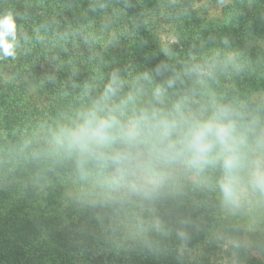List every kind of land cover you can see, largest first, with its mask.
<instances>
[{
	"label": "trees",
	"instance_id": "1",
	"mask_svg": "<svg viewBox=\"0 0 264 264\" xmlns=\"http://www.w3.org/2000/svg\"><path fill=\"white\" fill-rule=\"evenodd\" d=\"M203 1L0 0L15 24L14 54L0 49V264H212L202 249L228 234L235 264H264L222 218L217 172L172 169L129 195L52 143L109 85L116 104L134 97L127 115L159 88L166 105L264 127V0ZM251 199L246 233L264 254V198Z\"/></svg>",
	"mask_w": 264,
	"mask_h": 264
},
{
	"label": "clouds",
	"instance_id": "2",
	"mask_svg": "<svg viewBox=\"0 0 264 264\" xmlns=\"http://www.w3.org/2000/svg\"><path fill=\"white\" fill-rule=\"evenodd\" d=\"M14 30L10 15L0 19L4 55L14 54L5 40ZM116 92L109 85L52 134L57 151L78 166L93 163L110 191L147 194L180 168L197 176L217 172L215 186L231 209L242 208L249 196L264 198V127L256 120L241 123L227 106L193 110L186 98L166 105L159 88L146 107L127 115L134 97L116 104Z\"/></svg>",
	"mask_w": 264,
	"mask_h": 264
},
{
	"label": "rangeland",
	"instance_id": "3",
	"mask_svg": "<svg viewBox=\"0 0 264 264\" xmlns=\"http://www.w3.org/2000/svg\"><path fill=\"white\" fill-rule=\"evenodd\" d=\"M206 1L207 0H204L203 3H206ZM162 46L164 45L162 44ZM251 201V196H249L244 206L238 210L231 209L225 206L223 203L222 218L227 220L229 218L230 220L228 221L232 223V226L234 228L235 226L233 224V221L237 226L242 227L243 229H248V231H246L248 234L249 232L256 233L257 231L252 227L253 225L258 224L259 222L256 218L254 219V217L249 216L253 210V205ZM246 232H244L245 236L243 238V243L245 248L249 249L250 257L264 259V254H262V252L256 251L252 248L251 239L248 237V234ZM234 236L235 234H228L225 236L224 240H221V236L219 235L213 240V242H211L210 244H208V246L202 249V254L207 255V258L210 259V263L212 264H235V261H233L234 255H228L233 246Z\"/></svg>",
	"mask_w": 264,
	"mask_h": 264
}]
</instances>
